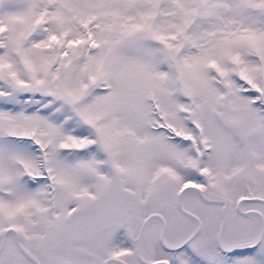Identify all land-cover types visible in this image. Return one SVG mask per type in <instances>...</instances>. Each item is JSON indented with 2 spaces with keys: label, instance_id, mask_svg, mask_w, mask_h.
<instances>
[{
  "label": "snow or ice",
  "instance_id": "obj_1",
  "mask_svg": "<svg viewBox=\"0 0 264 264\" xmlns=\"http://www.w3.org/2000/svg\"><path fill=\"white\" fill-rule=\"evenodd\" d=\"M0 264H264V0H0Z\"/></svg>",
  "mask_w": 264,
  "mask_h": 264
}]
</instances>
